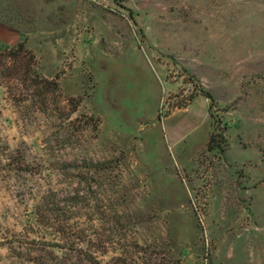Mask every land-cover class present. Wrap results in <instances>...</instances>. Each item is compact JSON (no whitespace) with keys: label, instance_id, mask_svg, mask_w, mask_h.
<instances>
[{"label":"rangeland","instance_id":"374dc122","mask_svg":"<svg viewBox=\"0 0 264 264\" xmlns=\"http://www.w3.org/2000/svg\"><path fill=\"white\" fill-rule=\"evenodd\" d=\"M20 42L0 264H264V0H0Z\"/></svg>","mask_w":264,"mask_h":264},{"label":"trees","instance_id":"16d2710c","mask_svg":"<svg viewBox=\"0 0 264 264\" xmlns=\"http://www.w3.org/2000/svg\"><path fill=\"white\" fill-rule=\"evenodd\" d=\"M0 52L5 54V56L8 58L13 59L14 62L19 61V64H23L25 69L24 75L27 77L31 87L34 88V91H37V89L47 90L48 88L51 90H59V82L56 79H47L40 76L38 73L31 72L32 68L29 66V60H34L35 56L25 47L24 42H20L17 47L5 48ZM16 69H18V72L20 71L19 66ZM205 95L210 98L211 101H213V97L209 93L205 92ZM74 101L76 102L72 108L73 112L78 108L80 99L71 98L69 102L72 103ZM218 137L221 139V141L224 140V135L222 133L214 132L208 141L209 150L213 149L217 146V144H219L220 141Z\"/></svg>","mask_w":264,"mask_h":264}]
</instances>
